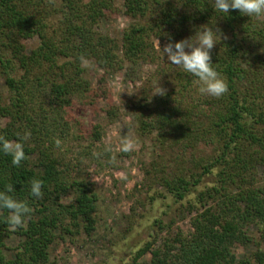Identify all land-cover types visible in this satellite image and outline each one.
<instances>
[{"label": "trees", "instance_id": "1", "mask_svg": "<svg viewBox=\"0 0 264 264\" xmlns=\"http://www.w3.org/2000/svg\"><path fill=\"white\" fill-rule=\"evenodd\" d=\"M116 1L0 0V73L10 93L8 101L0 96V135L15 141L17 133L31 132L20 167L0 151V191L13 185L9 195L33 209L15 232L7 210L0 211V264H49L57 239L90 237L97 229L99 196L81 164L111 155L98 146L103 124L86 129L72 114L77 103L92 106L105 98L106 82L103 75L93 90L80 58L105 74L154 63V41L175 43L204 25L220 30L211 57L228 92L202 95L195 77L169 66L162 71L167 94L133 102L136 133L151 141L157 158L145 176L160 195L187 200L193 230L160 246L146 242L132 264L147 254L149 264H264V184L258 178V168L264 169V18L217 12L211 0H120L131 22L110 37L100 25L115 13ZM102 112L109 125L120 111L110 104ZM201 144L212 147L210 155L194 154ZM205 178L211 185L199 189ZM33 179L43 181L42 199L30 195ZM154 225L163 229L158 219ZM14 238L18 244L10 247Z\"/></svg>", "mask_w": 264, "mask_h": 264}, {"label": "rangeland", "instance_id": "2", "mask_svg": "<svg viewBox=\"0 0 264 264\" xmlns=\"http://www.w3.org/2000/svg\"><path fill=\"white\" fill-rule=\"evenodd\" d=\"M115 6V13L100 25V31L110 37H119L131 22L123 14L122 1L117 0ZM165 44L154 41V63L147 61L112 74H105L94 62L88 61L89 67L85 68L91 87L96 90L98 80L104 75L106 86L102 90H105L106 97L98 98L92 106L77 103L72 115L86 129L98 122L103 124L104 134L98 146L105 151L111 149L107 152L114 163L105 160L94 163L89 159L82 162L83 178L94 186L99 196L97 229L90 237L77 235L57 239L50 248L49 264H132L134 252L146 242L155 240L156 246H160L177 233L186 236L193 230L195 214L185 209L187 200L175 202L165 193L160 195V188L152 185V176H145L144 170L157 159L156 152L149 139L140 138L136 133L133 102L144 96L151 97L157 83L168 90L162 71L175 65L159 50V45L162 50ZM0 96L5 101L10 96L1 73ZM110 104L117 106L120 112L117 121L106 125L102 109ZM125 138L135 142V150L127 153L119 150ZM69 146L74 148V153L77 151L76 143L71 141ZM211 149V146L201 144L194 154L206 157ZM258 178L264 184V169L261 167L258 168ZM211 182L210 178H205L199 189L211 185ZM156 219L162 222L163 229L154 225ZM127 227L131 230L124 237ZM17 244L16 238L8 241L10 247ZM236 252L238 258L243 254L241 248ZM139 263L149 264L150 255H145Z\"/></svg>", "mask_w": 264, "mask_h": 264}, {"label": "clouds", "instance_id": "3", "mask_svg": "<svg viewBox=\"0 0 264 264\" xmlns=\"http://www.w3.org/2000/svg\"><path fill=\"white\" fill-rule=\"evenodd\" d=\"M212 7L215 11L228 14L230 10H238L242 15L249 17L264 18V0H211ZM217 33L220 30L211 27L201 26L194 36L182 39L172 43L169 42L161 50L163 57L166 55L168 61L185 73L191 74L195 79L193 84L198 86V91L202 95L220 98L228 92V84L221 74L213 67L211 50L217 44ZM188 49V51H186ZM81 66L89 67L88 61L81 57ZM167 89L161 87L159 83L155 86L153 96H165ZM18 140H8L0 135V151L5 155L12 157L11 163L15 167H20L22 161L28 159L24 151V141L31 138V132L26 131L23 135L16 134ZM59 145V141H57ZM136 144L131 138H125L121 141L120 151L131 152L135 150ZM107 148L106 151H110ZM114 163V160L110 161ZM43 181L33 179L30 182V195L37 198H43ZM13 185L5 186V190L0 191V211L7 210L8 216L6 223L13 232L22 228L26 219L30 218L33 211L26 201L13 198L9 193L13 192ZM68 197H62L61 200H67ZM71 202V201H69Z\"/></svg>", "mask_w": 264, "mask_h": 264}]
</instances>
